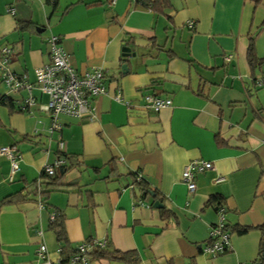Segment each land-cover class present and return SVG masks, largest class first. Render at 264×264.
<instances>
[{
    "label": "crops",
    "instance_id": "obj_1",
    "mask_svg": "<svg viewBox=\"0 0 264 264\" xmlns=\"http://www.w3.org/2000/svg\"><path fill=\"white\" fill-rule=\"evenodd\" d=\"M51 36L77 72H103L107 93L92 98L89 118L63 117L49 137L39 129L50 119L34 69L49 62ZM1 48L37 103L19 110L26 91L10 93L0 81V97L12 102L0 103V147L18 154L10 180V161L0 157V201L13 197L0 206V264H44L39 244L55 258L61 243L51 214H60L70 248L105 240L137 257L88 264L254 262L264 227V84H254L264 61V0H170L163 11L133 0H0ZM145 95L171 105L147 110ZM58 156L64 169L50 181L41 171ZM195 160L212 168L195 174L189 192L181 173ZM212 197L219 207L208 204ZM220 209L225 225L248 231L232 232L231 251L212 257L203 249Z\"/></svg>",
    "mask_w": 264,
    "mask_h": 264
},
{
    "label": "built area",
    "instance_id": "obj_2",
    "mask_svg": "<svg viewBox=\"0 0 264 264\" xmlns=\"http://www.w3.org/2000/svg\"><path fill=\"white\" fill-rule=\"evenodd\" d=\"M116 0H109L114 4ZM11 11V10H10ZM192 27V23H188ZM58 37L51 36L47 43L49 47V62L34 69L35 88L41 95L46 96V102L39 107L49 116L50 122L45 130L51 137L54 133L59 134L62 130L61 119L71 118L84 120L92 115L91 100L94 97L105 95L107 93L104 85V74L99 69L77 72L69 63L66 53L63 51ZM11 51L8 48L0 49V81L10 93H19L26 91L27 96L19 102V109L25 110L36 105L37 101L32 96L31 91L34 87L25 74L18 75L9 68ZM255 84L260 86L264 84V65H262V76L256 80ZM115 101H122L120 91H116L113 96ZM144 107L147 110L158 112L160 109L171 105L169 99H162L154 95H145L143 97ZM124 104H127L124 102ZM41 122H37L39 127ZM38 129V128H37ZM36 129V131H38ZM57 149L62 152L63 142L60 135L56 138ZM17 149L15 146L0 147V157L4 156L10 161L9 180L18 170ZM64 165L61 157H56L52 164L43 167L42 173L47 176H53L57 168ZM212 164L203 160H195L184 166L181 179L189 192L195 190L194 176L196 173L210 170ZM223 178L219 177L215 182H221ZM54 214L50 215L53 220ZM105 240H89L77 245L75 253L69 256L61 255V248L55 250V258H50L44 244H39L35 255L38 261L44 264H88V253L92 247L103 248ZM230 250L229 235L224 231V219L222 209L218 213V222L210 228L208 243L203 251L212 257L222 255Z\"/></svg>",
    "mask_w": 264,
    "mask_h": 264
},
{
    "label": "trees",
    "instance_id": "obj_3",
    "mask_svg": "<svg viewBox=\"0 0 264 264\" xmlns=\"http://www.w3.org/2000/svg\"><path fill=\"white\" fill-rule=\"evenodd\" d=\"M133 1L136 2L137 4L141 5L142 7L150 9L152 11H163V10L168 9L170 7V0H133ZM249 51H251V44L249 47ZM262 65H264V61H262L260 63V66H262ZM256 80L257 79L254 80V84H255ZM154 83L155 82L153 81L152 84H154ZM0 103L6 104V105H9V104L12 105V102L10 100H7V98L5 96L0 97ZM61 169L63 170L64 166H62ZM55 175H56V172L53 176H47L41 172V176H44L45 178L49 179L50 181H53L55 179V177H56ZM138 186H140V187L144 186L143 181L138 182ZM143 190H145V189H143ZM12 201H13V197L2 200V201H0V206L8 204ZM219 203H220V198H217V197H212L210 199V201H208L209 205H214V204L217 205L218 204L217 207H219ZM51 227L56 234L58 242L61 243L59 246L61 248V255L62 256H69V255L75 253L76 247L70 248L64 240L60 214H55L54 219L51 221ZM260 230L262 231V242L260 244V249L258 251L257 258L251 264H264V256H262V254H264V227H261ZM224 231H226L230 237L232 232H235L236 234H244L248 231V228H237V227L230 228L224 224ZM230 251L231 250H228L224 254H226ZM88 257H89V261L98 260V259H105V258H107V259L108 258H110V259L111 258L112 259L117 258V259L124 260L126 262H131V263L137 262V257L135 256V254L133 252L122 253V252H118L116 250H110L107 242L105 243V246L103 248H100L97 246L92 247V250L88 253Z\"/></svg>",
    "mask_w": 264,
    "mask_h": 264
},
{
    "label": "water",
    "instance_id": "obj_4",
    "mask_svg": "<svg viewBox=\"0 0 264 264\" xmlns=\"http://www.w3.org/2000/svg\"><path fill=\"white\" fill-rule=\"evenodd\" d=\"M132 55H134V54H132ZM120 69H121V72L126 71V70H127L126 65H124V64L121 65ZM150 194H152V193H150ZM154 207H155V208H160V207H162V205L159 204L158 202H156V203L154 204ZM262 256H264V254H262Z\"/></svg>",
    "mask_w": 264,
    "mask_h": 264
}]
</instances>
